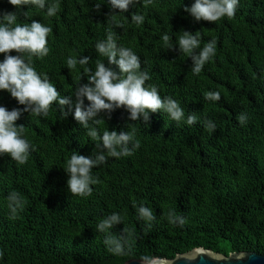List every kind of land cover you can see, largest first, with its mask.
<instances>
[{
    "label": "trees",
    "instance_id": "trees-1",
    "mask_svg": "<svg viewBox=\"0 0 264 264\" xmlns=\"http://www.w3.org/2000/svg\"><path fill=\"white\" fill-rule=\"evenodd\" d=\"M96 2L47 0L46 9L59 5L57 14L48 17L46 10L31 5L17 9L0 0V12H18L17 23L36 20L52 29L48 55L33 57L32 66L49 76L61 96L74 94L84 67L94 69L97 61L119 72L95 50L111 29L118 46L131 48L141 71L151 77L145 87L154 85L161 98L176 100L185 118L176 122L157 111L150 113L148 127L142 120L130 121L129 113L118 108L110 116L101 113L99 124L90 121L101 134L106 129L134 133L132 143L138 141L139 147L131 156L110 157L93 168L98 182L91 185L92 195L79 197L67 191L63 168L74 151L93 156L87 130L72 113L65 118L57 103L47 117L22 113L16 123L24 125L23 136L34 148L24 165L0 156V264H123L141 256L173 258L194 247L224 255H264V0H238L233 18L214 23L197 22L184 11L194 0H151L147 6L140 0L128 12L115 13V21L107 16L118 10L103 0L97 11ZM132 12L144 16L142 24L131 21ZM182 30L199 33L201 47L215 41L216 54L199 75L178 46L176 51L163 48V35L175 43ZM82 56L91 57L89 65L66 67L69 57ZM87 82L86 77L80 81ZM209 91H218L221 99H205ZM0 106L24 107L3 90ZM242 113L244 124L238 119ZM189 114L197 117L192 125L186 123ZM208 121L214 130L206 127ZM12 191L25 201L15 219L7 206ZM133 201L153 210L151 228L138 217ZM170 209L185 218L182 227L165 218ZM113 212L124 217L114 234L123 228L132 232L128 256L109 253L104 234L94 230Z\"/></svg>",
    "mask_w": 264,
    "mask_h": 264
},
{
    "label": "clouds",
    "instance_id": "clouds-1",
    "mask_svg": "<svg viewBox=\"0 0 264 264\" xmlns=\"http://www.w3.org/2000/svg\"><path fill=\"white\" fill-rule=\"evenodd\" d=\"M8 3L21 9L22 6L31 5L43 9L48 17H53L59 11V5L51 3L47 5V0H8ZM103 0H97L94 7L100 10ZM111 11L110 15L115 21V13H126L131 5L140 3V0H107ZM151 0H145V6ZM238 0H194L188 7L183 6L184 11L197 22L207 21L214 23L223 17L233 18L236 13ZM25 16L31 17L25 12ZM18 12H0V54L4 58L0 61V90L7 91L18 104L23 105L22 109L13 108L9 110L5 106H0V156L7 155L18 165H24L28 161L30 149L34 148L23 134L25 131L23 124H17L22 113L27 112L30 116L47 117L53 103H57L65 118L72 113L73 119L87 130V135L94 142L93 156L87 157L74 151L66 161L64 171L68 174L67 191L79 197L92 195L91 185L98 181L92 175V169L105 163L108 158H121L131 156L132 149L139 147V142L134 140V133L128 131H117L106 129L102 134L94 127H90V121L99 124L101 113L106 112L111 115L118 108H124L128 113L130 121L142 120L148 127L150 126V113L161 111L172 120L180 122L185 118L184 109L172 97L161 98L158 89L154 85L145 87V82L151 77L145 71H141V62L138 55L131 49L118 46L116 34L111 29L107 30L106 39L98 41L95 50L99 56L107 58L110 65H116L119 72L110 67H106L103 61H97L94 69L84 67L80 81L87 78V83L78 82L74 94L61 96L60 92L50 81L49 76L38 73L32 66V58H43L48 55L49 48L48 35L52 29L45 26L40 21L32 20L31 23H17ZM131 21L142 24L144 16L131 13ZM117 27H123L116 21ZM163 48L165 51H176L184 53L192 60L191 71L199 75L204 65L216 54L215 41L212 40L201 47L199 33L182 30V35L175 43L169 35L162 36ZM15 52L17 55H12ZM27 54V55H25ZM91 60L90 56H82L77 59L69 57L66 67L71 71L77 65L87 66ZM75 97L73 101L72 97ZM204 97L210 101H219L220 93L206 92ZM85 98L88 104L85 105ZM67 109V110H66ZM104 119V118H103ZM238 119L241 124L246 122V115L240 114ZM197 120L195 114L187 116L186 123L192 125ZM206 127L214 130L215 124L211 121L206 123ZM98 141V142H97ZM132 144V147L129 145ZM25 201L20 194L12 191L7 196V206L10 211V219H15L19 211H22ZM137 215L145 221L149 228L156 220L153 210L143 204L137 206ZM165 218L171 224L183 226L186 220L178 215L174 209L164 213ZM124 217L113 212L111 215L100 220L94 230L104 234L103 244L106 250L115 256H128L130 250L126 251L128 239L132 232L123 228L119 235L114 234L116 225L123 223ZM202 254L200 249H196L187 256L181 255L179 258L187 261H194ZM236 255V254H233ZM246 254L236 256L241 259ZM143 264H154L148 256L139 257ZM213 259H225L222 256L214 255Z\"/></svg>",
    "mask_w": 264,
    "mask_h": 264
},
{
    "label": "water",
    "instance_id": "water-1",
    "mask_svg": "<svg viewBox=\"0 0 264 264\" xmlns=\"http://www.w3.org/2000/svg\"><path fill=\"white\" fill-rule=\"evenodd\" d=\"M196 249H200L202 254H198V258L194 261L179 258L181 255L187 256L191 254ZM240 254L246 255L241 259H237L236 256ZM214 255L222 256L225 259L211 258ZM151 261H154V264H264V255L248 251L231 252L228 255H224L203 247H194L187 252L176 254L173 258H152ZM123 264H143V262L140 259H129Z\"/></svg>",
    "mask_w": 264,
    "mask_h": 264
}]
</instances>
